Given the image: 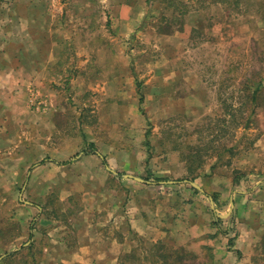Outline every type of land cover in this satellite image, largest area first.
Wrapping results in <instances>:
<instances>
[{"label": "rangeland", "instance_id": "1", "mask_svg": "<svg viewBox=\"0 0 264 264\" xmlns=\"http://www.w3.org/2000/svg\"><path fill=\"white\" fill-rule=\"evenodd\" d=\"M185 2L191 11L206 10L205 18L180 17L177 0H140L145 16L139 24L117 23L109 10L90 23L76 18L74 28L77 23L86 32L78 34L71 60L58 65L50 80L22 82L8 99L0 94V102L18 111L9 117L0 112V264L75 263L45 254L64 253L48 243L66 237L58 225L89 203L84 181L73 194L68 164L80 154L99 153L80 147L92 135L96 142L107 136L135 143L144 154L139 169L150 165L160 172L158 178L146 170L154 182L187 180L205 187L229 158V171L233 166L243 181L240 188L264 184V175L258 176L264 162V0H223L221 10L213 0ZM214 18L221 32L213 30ZM30 82L43 99L27 92ZM40 99L46 113H39ZM181 157L190 171L200 168L202 177L180 176ZM19 236L32 247L14 251ZM147 259L122 257L119 264H148Z\"/></svg>", "mask_w": 264, "mask_h": 264}, {"label": "crops", "instance_id": "2", "mask_svg": "<svg viewBox=\"0 0 264 264\" xmlns=\"http://www.w3.org/2000/svg\"><path fill=\"white\" fill-rule=\"evenodd\" d=\"M0 1V82H8L0 87L3 99L5 95L8 99L12 89L22 87V82L52 79L57 66L71 60L70 51L79 40L78 34L86 32V27L78 29L77 23L74 28L76 18L83 22L86 18L89 22L91 18H103L109 10L117 23L119 18L139 24L145 16L140 0H63L60 5L57 0ZM185 1L177 0L180 17L196 15L205 18L206 10L191 11ZM213 1L221 10L223 0ZM96 4L98 9H95ZM101 7L105 8L104 11ZM215 16L219 14L210 17ZM217 18H214L213 30L219 28L221 32L223 26ZM92 27L96 28L95 25ZM87 28L90 33V27ZM5 37L8 38L6 42ZM198 82L202 87L203 81ZM26 89L43 99L41 90L32 82L26 85ZM40 104L38 110L48 109L42 101ZM10 106L9 102H0V112L6 113V117L11 112H18L13 105ZM42 110L39 113H46ZM10 124L16 125L17 122ZM147 138L144 141L149 144V135ZM95 140L93 135L84 138L80 147L93 144L94 148H99V153L80 154L76 161L68 164L73 194L79 192L77 182L84 181V198L88 197L89 203L72 211L66 223L58 225V229L63 228L59 232L66 237H56L52 244L48 243L64 253H47L46 258H74V264H119L122 257H150L151 251L159 246L165 248L164 253H178L184 257L185 264L193 261L196 264H264V184L257 182L260 186L248 191L240 188L243 181L239 179L237 184L234 183L233 166L231 174L229 171L231 159H224L217 166L211 182L205 187L194 186L187 180L180 185L174 181L154 182L146 172L150 171V165L147 169H139L138 163L143 162L144 154L135 143L123 138L121 143L117 139L109 140L107 136ZM246 159L243 155L242 164L249 168L251 163ZM145 160L149 161L148 158ZM177 161L181 167L180 176L202 177L200 168L190 171L184 158ZM263 163L261 161L258 166L260 177L264 175ZM87 164L89 168L80 170ZM150 172L161 178L159 171ZM230 212L229 217L222 218ZM231 217L236 224V231L232 232L229 228ZM28 244L19 236L13 244L19 247L14 251L19 253L22 245ZM31 247L29 244L26 249ZM44 250L48 252V248Z\"/></svg>", "mask_w": 264, "mask_h": 264}, {"label": "trees", "instance_id": "3", "mask_svg": "<svg viewBox=\"0 0 264 264\" xmlns=\"http://www.w3.org/2000/svg\"><path fill=\"white\" fill-rule=\"evenodd\" d=\"M254 101V98H253ZM91 148H94L95 146L93 144L90 145ZM44 164V163H42ZM67 164V163H63ZM104 165L106 166L107 163L104 161ZM162 181V180H159ZM158 181V182H159ZM166 181V180H164ZM239 178H235L234 179V183H238ZM221 221V220H220ZM163 249L165 250V248L163 247H159L156 246L150 253V257H147V261L149 262V264H185V258L182 257L181 255L178 256V253L176 254H171V253H164ZM128 258V257H127ZM193 260V259H192ZM188 264V263H186ZM190 264H196L194 261Z\"/></svg>", "mask_w": 264, "mask_h": 264}, {"label": "water", "instance_id": "4", "mask_svg": "<svg viewBox=\"0 0 264 264\" xmlns=\"http://www.w3.org/2000/svg\"><path fill=\"white\" fill-rule=\"evenodd\" d=\"M194 186H196L195 184H193ZM233 206V205H232ZM231 215V212L228 214V215H226V216H223L222 218H226V217H229Z\"/></svg>", "mask_w": 264, "mask_h": 264}]
</instances>
